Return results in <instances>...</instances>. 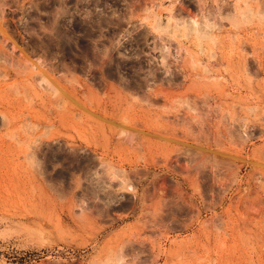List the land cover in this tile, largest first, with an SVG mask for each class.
<instances>
[{"label":"rangeland","instance_id":"1","mask_svg":"<svg viewBox=\"0 0 264 264\" xmlns=\"http://www.w3.org/2000/svg\"><path fill=\"white\" fill-rule=\"evenodd\" d=\"M0 264H264V0H0Z\"/></svg>","mask_w":264,"mask_h":264}]
</instances>
